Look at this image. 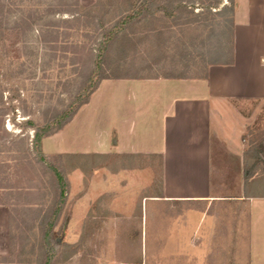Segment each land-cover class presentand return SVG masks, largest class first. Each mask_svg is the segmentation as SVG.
I'll list each match as a JSON object with an SVG mask.
<instances>
[{"label":"rangeland","instance_id":"374dc122","mask_svg":"<svg viewBox=\"0 0 264 264\" xmlns=\"http://www.w3.org/2000/svg\"><path fill=\"white\" fill-rule=\"evenodd\" d=\"M139 1L0 0V264H44L43 235L60 191L34 149L35 128L57 127L87 98L107 35L118 32L104 60L107 77L199 76L229 40L231 0H156L154 16L120 27ZM256 127L248 145L264 132V112ZM60 155L48 159L69 183L54 264H264V226L251 234L249 201L156 198L161 161L151 156L98 158L100 168L85 175L67 173ZM228 187L220 193H233ZM252 187L264 193V177ZM201 213L208 225L195 229Z\"/></svg>","mask_w":264,"mask_h":264},{"label":"crops","instance_id":"0c3cea01","mask_svg":"<svg viewBox=\"0 0 264 264\" xmlns=\"http://www.w3.org/2000/svg\"><path fill=\"white\" fill-rule=\"evenodd\" d=\"M233 21L232 65L210 66L205 79L103 80L74 119L43 140L44 153L157 158L156 198L249 201L251 234L263 227L264 193L247 185L264 175L245 176V135L264 111V0H235ZM227 168L237 173H224ZM227 185L234 192L221 194ZM208 220L201 213L195 229Z\"/></svg>","mask_w":264,"mask_h":264},{"label":"trees","instance_id":"16d2710c","mask_svg":"<svg viewBox=\"0 0 264 264\" xmlns=\"http://www.w3.org/2000/svg\"><path fill=\"white\" fill-rule=\"evenodd\" d=\"M156 0H141L138 2L136 6H133L132 8H128L125 10L126 16L121 22L122 28H128L132 26L137 18L140 17L147 18L150 16H154L156 14V11L153 10V4ZM231 11H232V20H231V31H230V37L227 43L220 46L218 51L213 55L211 60L206 64V67H204V73L199 76H180V75H170V76H162V77H107L103 74V65L104 60L106 57V52L109 48L110 43L116 39V35L118 32L114 34H109L107 37L104 38L102 43L100 44L97 57L95 60V66L91 73V84L87 88V98L79 104V106L75 109V111L68 116V118L64 119L62 122H60L57 127L49 125L45 128H35V140H34V149L39 156V161L41 163H44L48 165L51 170L53 171L58 184V189L60 191L59 194V202L57 208L54 210L53 218L52 220L47 223L44 235H43V247H44V254H45V261L44 264H54L55 259L61 254L62 252V244H60L57 239L58 236L61 234V229L58 231H55L56 222L61 216L63 212V207L66 204L67 201V192L69 189V183L66 178V174L59 170L54 164L50 163L48 161L51 156H48L44 153L42 148L43 140L51 137L52 135L62 131L66 125H68L75 117L79 109L88 104L91 96L95 93V91L98 89L100 83L103 80L107 79H149V78H164V79H186V78H199V79H205L208 76V69L210 66L213 65H232L234 62V40H233V32H234V21H233V13L235 9V0H231ZM179 8H185L187 9V5L180 4L178 6ZM215 9V8H214ZM168 12V16H170L173 12V10L166 9ZM192 10V9H191ZM219 13V12H218ZM155 20L153 19V23H150V26H155ZM147 39L149 37L155 38V29H149L147 32ZM102 75V76H101ZM98 78V81L94 84H92L93 79ZM264 112V111H263ZM261 116L259 117V120L257 122V125L253 127H249L247 130V133L245 135V140H247V136H253V133L258 129L256 126L259 125ZM27 126L35 127L33 122L30 120L26 121L25 123ZM55 127V128H54ZM250 147L247 150L245 154V173L246 178L249 179L251 177H254L255 175H264V170H262L260 173V165L264 164V132H262L261 135L254 137L252 141L249 143ZM63 162H65V165L67 167V173L81 170L85 175H88L91 172H94L96 169H99L100 167H95L94 163L95 160L98 158H108L109 155H98V154H88V155H81V154H66V155H60L59 156ZM122 157V156H121ZM107 168V167H106ZM163 198V197H160ZM69 257V256H68Z\"/></svg>","mask_w":264,"mask_h":264}]
</instances>
